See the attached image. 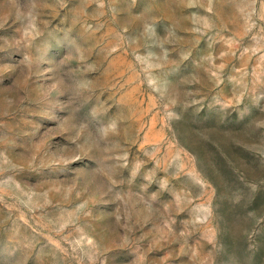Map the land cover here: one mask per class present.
I'll return each mask as SVG.
<instances>
[{"label":"rangeland","instance_id":"rangeland-1","mask_svg":"<svg viewBox=\"0 0 264 264\" xmlns=\"http://www.w3.org/2000/svg\"><path fill=\"white\" fill-rule=\"evenodd\" d=\"M0 264H264V0H0Z\"/></svg>","mask_w":264,"mask_h":264}]
</instances>
